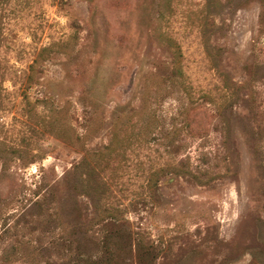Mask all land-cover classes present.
Returning a JSON list of instances; mask_svg holds the SVG:
<instances>
[{
    "label": "rangeland",
    "instance_id": "rangeland-1",
    "mask_svg": "<svg viewBox=\"0 0 264 264\" xmlns=\"http://www.w3.org/2000/svg\"><path fill=\"white\" fill-rule=\"evenodd\" d=\"M259 1L0 0V264H264Z\"/></svg>",
    "mask_w": 264,
    "mask_h": 264
},
{
    "label": "trees",
    "instance_id": "trees-1",
    "mask_svg": "<svg viewBox=\"0 0 264 264\" xmlns=\"http://www.w3.org/2000/svg\"><path fill=\"white\" fill-rule=\"evenodd\" d=\"M259 4H260V14H259V19H258V26H259L258 30L261 31L264 28V4H263V2H261V0L259 1ZM197 109H199V108H196V107L192 108L191 107L189 109L190 112L187 114V115H189V118H188V121L186 122V125H185L187 130H191V128H194V126H193L194 120H193V117L191 116V114L198 112L199 110H197ZM208 158H210V157H208ZM204 160H205V158H204ZM223 160H224V157H223ZM216 162H218V161H216ZM206 172H207V169H204L202 171L201 175L202 176L205 175ZM13 251H14L13 246H11V245L6 246L0 254V260L7 261L9 259L10 255L13 253ZM114 257H115V254H114L113 244L108 237H105L103 242H102V246H101L99 254L95 258H93L92 260L87 261L86 264H116V260Z\"/></svg>",
    "mask_w": 264,
    "mask_h": 264
}]
</instances>
